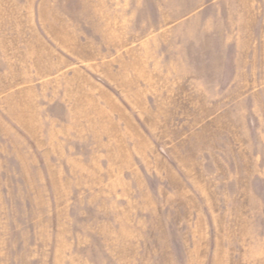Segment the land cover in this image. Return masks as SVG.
<instances>
[{"label":"rangeland","instance_id":"374dc122","mask_svg":"<svg viewBox=\"0 0 264 264\" xmlns=\"http://www.w3.org/2000/svg\"><path fill=\"white\" fill-rule=\"evenodd\" d=\"M0 264H264V0H0Z\"/></svg>","mask_w":264,"mask_h":264}]
</instances>
